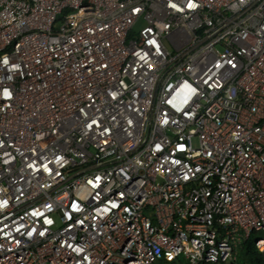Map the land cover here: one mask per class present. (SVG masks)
<instances>
[{
  "label": "built area",
  "instance_id": "2783aa9c",
  "mask_svg": "<svg viewBox=\"0 0 264 264\" xmlns=\"http://www.w3.org/2000/svg\"><path fill=\"white\" fill-rule=\"evenodd\" d=\"M251 235L264 0H0V264H233Z\"/></svg>",
  "mask_w": 264,
  "mask_h": 264
},
{
  "label": "trees",
  "instance_id": "16d2710c",
  "mask_svg": "<svg viewBox=\"0 0 264 264\" xmlns=\"http://www.w3.org/2000/svg\"><path fill=\"white\" fill-rule=\"evenodd\" d=\"M256 235L242 241L237 251V261L233 264H264V254L255 245Z\"/></svg>",
  "mask_w": 264,
  "mask_h": 264
},
{
  "label": "rangeland",
  "instance_id": "374dc122",
  "mask_svg": "<svg viewBox=\"0 0 264 264\" xmlns=\"http://www.w3.org/2000/svg\"><path fill=\"white\" fill-rule=\"evenodd\" d=\"M168 44V43H167ZM168 47L170 48V45L168 44ZM219 264H222V263H219Z\"/></svg>",
  "mask_w": 264,
  "mask_h": 264
}]
</instances>
